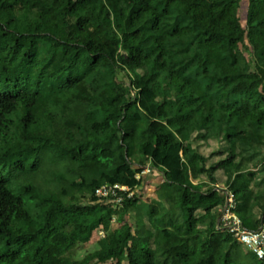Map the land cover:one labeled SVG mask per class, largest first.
I'll list each match as a JSON object with an SVG mask.
<instances>
[{
	"label": "trees",
	"instance_id": "obj_1",
	"mask_svg": "<svg viewBox=\"0 0 264 264\" xmlns=\"http://www.w3.org/2000/svg\"><path fill=\"white\" fill-rule=\"evenodd\" d=\"M260 64L264 0H0V264H75L94 230L85 264H264L217 227L229 191L264 223ZM146 167L149 201L94 195Z\"/></svg>",
	"mask_w": 264,
	"mask_h": 264
},
{
	"label": "built area",
	"instance_id": "obj_2",
	"mask_svg": "<svg viewBox=\"0 0 264 264\" xmlns=\"http://www.w3.org/2000/svg\"><path fill=\"white\" fill-rule=\"evenodd\" d=\"M145 171H149V168H144L135 177L138 179ZM120 192H125L128 197L134 193L128 187L119 184H102L94 189L96 197L107 201L112 200L116 204L121 203ZM234 208L233 194L230 191L225 192V202L218 211L217 227L229 232L240 244L249 248L258 258H262L264 256V223L256 229H249L242 224Z\"/></svg>",
	"mask_w": 264,
	"mask_h": 264
},
{
	"label": "rangeland",
	"instance_id": "obj_3",
	"mask_svg": "<svg viewBox=\"0 0 264 264\" xmlns=\"http://www.w3.org/2000/svg\"><path fill=\"white\" fill-rule=\"evenodd\" d=\"M240 8H241V15H243V13H244V2H242V1H241V7ZM259 69L262 72V74L264 75V65L260 64ZM117 84H118V81L116 80L114 86H117ZM211 142H212L213 148H212V146L205 147V148H203V152H202L205 156H208L207 164L216 163L218 161V159L221 157L220 156L221 154H218V152H216L217 149H219V150L224 149V143H217L214 140H212ZM148 173H146V174L151 175L150 173L149 174ZM156 175H159L158 177L161 180L160 173H158ZM192 181L196 182V180H192ZM216 186L220 189L224 188V184L221 181L220 177L217 178ZM145 188H146V192L149 193L150 196L155 195V190L152 191L150 189V186L147 185V186H145ZM136 190H137V193L140 191L141 199L144 200V202H147L150 200L151 197H148L149 195H146L143 190H140L138 187H136L135 190H133V192H136ZM131 215H133V214H131ZM132 219H133L132 217L129 218L130 222H132L131 221ZM64 222H65L64 216L60 215L59 218L56 217V226H54V227H56V228L58 227V230H62L63 228L66 227L65 224H63ZM112 226H116V221H112ZM54 227H52V229H54ZM102 235H103L102 231H99V230L93 231L89 242L84 244V250L80 251L81 253L79 252V256L83 255L86 251H87V254L85 255L84 258L78 259V261L75 262V264H85L88 259L96 257L99 253H105L107 251L106 248L103 249L102 247L100 248V246L97 245V239L99 237H101ZM67 241H69V240H67ZM62 264H69V263L64 261Z\"/></svg>",
	"mask_w": 264,
	"mask_h": 264
},
{
	"label": "crops",
	"instance_id": "obj_4",
	"mask_svg": "<svg viewBox=\"0 0 264 264\" xmlns=\"http://www.w3.org/2000/svg\"><path fill=\"white\" fill-rule=\"evenodd\" d=\"M152 171V172H151ZM150 173L151 175H147L146 173ZM148 173V174H149ZM158 174V172L156 170H149V171H145L143 173L140 174L139 176V185H138V188L140 190H143L145 192L146 195H149L148 197H151L149 193L146 192V188L145 186H150V189L153 191L155 190L159 184L161 183V180L159 179V175H156ZM147 175V176H146ZM155 176V177H154ZM161 177V176H160ZM159 179V180H158ZM197 181V180H196ZM146 184V185H145ZM137 192V190H136ZM138 194L141 195L140 191L138 192ZM149 199V198H148ZM144 201V200H143Z\"/></svg>",
	"mask_w": 264,
	"mask_h": 264
},
{
	"label": "clouds",
	"instance_id": "obj_5",
	"mask_svg": "<svg viewBox=\"0 0 264 264\" xmlns=\"http://www.w3.org/2000/svg\"><path fill=\"white\" fill-rule=\"evenodd\" d=\"M139 179V178H138Z\"/></svg>",
	"mask_w": 264,
	"mask_h": 264
}]
</instances>
